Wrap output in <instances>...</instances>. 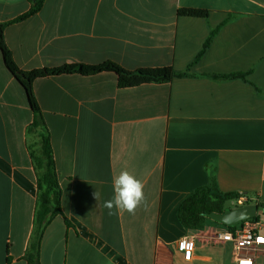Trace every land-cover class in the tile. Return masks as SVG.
I'll return each instance as SVG.
<instances>
[{
	"label": "crops",
	"instance_id": "0c3cea01",
	"mask_svg": "<svg viewBox=\"0 0 264 264\" xmlns=\"http://www.w3.org/2000/svg\"><path fill=\"white\" fill-rule=\"evenodd\" d=\"M31 7L29 0H0V24ZM182 9L209 16H180ZM5 41L26 72L113 62L127 71L188 74L127 89L112 73L34 82L64 214L46 227L39 264H237L233 243L218 240L224 229L188 232L178 211L211 176L222 193L264 203V96L257 91L264 93V0H46L9 25ZM234 74L246 80L209 77ZM33 121L0 52V264H34L27 259L38 194ZM122 169L144 183L147 203L135 215L103 207ZM192 235L207 261L187 262L177 251Z\"/></svg>",
	"mask_w": 264,
	"mask_h": 264
},
{
	"label": "trees",
	"instance_id": "16d2710c",
	"mask_svg": "<svg viewBox=\"0 0 264 264\" xmlns=\"http://www.w3.org/2000/svg\"><path fill=\"white\" fill-rule=\"evenodd\" d=\"M29 1L32 4V7L28 13L14 21L0 24V52L3 56L6 68L24 88L28 102L34 112V121L29 128V133L38 134L40 137L38 149L31 151V158L37 174L38 194L34 236L31 250L27 255V259L30 263L39 264V251L44 231L54 218L57 216H64V214L62 211V189L56 171L50 133L42 117V112L34 94V82L38 79L50 77L70 75L96 76L103 73H112L118 78L119 88L127 89L145 84L167 83L174 78L188 77V74L177 73L171 67L127 71L113 62H106L100 65L73 63L58 68H45L29 72L23 71L16 64L13 54L6 44L5 30L9 25L22 22L38 13L42 9L46 0ZM178 14L180 16L193 18H207L209 16L207 11L196 9H182ZM216 34L217 31L211 32L195 62L199 61V59L206 53ZM245 76L246 75L243 74H234L209 77L214 80H246ZM257 91L259 95L264 96V93L261 90L257 89ZM240 196L241 195L234 193H222L219 189L216 177L211 176L207 185L197 188L186 200L183 201L178 211L179 222L186 231L192 233L204 231L208 227H218L220 229L234 231L237 227H229L218 223L210 216L221 215L227 210H233L229 205L232 201L239 199ZM247 205H257L260 210L264 209V203L258 201H250L245 206ZM260 220L259 214L251 219V221ZM66 223L69 225L68 220H66Z\"/></svg>",
	"mask_w": 264,
	"mask_h": 264
},
{
	"label": "built area",
	"instance_id": "2783aa9c",
	"mask_svg": "<svg viewBox=\"0 0 264 264\" xmlns=\"http://www.w3.org/2000/svg\"><path fill=\"white\" fill-rule=\"evenodd\" d=\"M250 200L245 196L232 201L230 205L245 206ZM195 237L186 236L176 243L177 251L183 253L187 262L207 261L208 257L196 253ZM219 241L233 243V253L237 264H255L257 254L264 255V222L246 221L234 231L225 230L218 235Z\"/></svg>",
	"mask_w": 264,
	"mask_h": 264
},
{
	"label": "clouds",
	"instance_id": "9594fccd",
	"mask_svg": "<svg viewBox=\"0 0 264 264\" xmlns=\"http://www.w3.org/2000/svg\"><path fill=\"white\" fill-rule=\"evenodd\" d=\"M113 196L103 202V207L109 215L128 213L135 215L136 211L146 206L147 200L144 192V183L141 179L122 169L112 178ZM93 198L100 200V193L93 192Z\"/></svg>",
	"mask_w": 264,
	"mask_h": 264
},
{
	"label": "water",
	"instance_id": "95a60500",
	"mask_svg": "<svg viewBox=\"0 0 264 264\" xmlns=\"http://www.w3.org/2000/svg\"><path fill=\"white\" fill-rule=\"evenodd\" d=\"M260 211L257 205H247L234 210H227L221 215H211L210 217L221 224L229 227H236L244 221L255 218ZM264 213V209H262Z\"/></svg>",
	"mask_w": 264,
	"mask_h": 264
},
{
	"label": "rangeland",
	"instance_id": "374dc122",
	"mask_svg": "<svg viewBox=\"0 0 264 264\" xmlns=\"http://www.w3.org/2000/svg\"><path fill=\"white\" fill-rule=\"evenodd\" d=\"M34 141H36V138H34ZM229 207H230L231 209H233V210L237 208L236 206H232V205H229ZM239 208H240V207H239ZM263 214H264L263 211L260 210L259 215H260V219H261L262 222H264V215H263ZM257 263H258V264H263V263H264V256H261V257L259 258V260L257 261Z\"/></svg>",
	"mask_w": 264,
	"mask_h": 264
}]
</instances>
